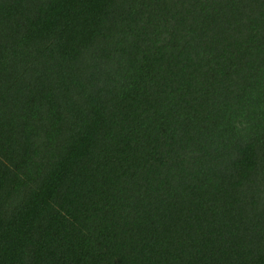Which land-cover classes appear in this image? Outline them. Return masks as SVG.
Returning a JSON list of instances; mask_svg holds the SVG:
<instances>
[{"label": "trees", "instance_id": "obj_1", "mask_svg": "<svg viewBox=\"0 0 264 264\" xmlns=\"http://www.w3.org/2000/svg\"><path fill=\"white\" fill-rule=\"evenodd\" d=\"M0 264H264V0H0Z\"/></svg>", "mask_w": 264, "mask_h": 264}]
</instances>
